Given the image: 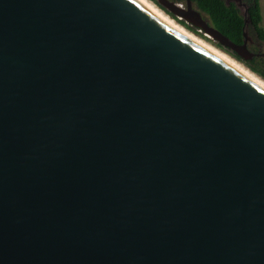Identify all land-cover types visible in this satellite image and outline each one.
Returning <instances> with one entry per match:
<instances>
[{"label":"water","instance_id":"obj_1","mask_svg":"<svg viewBox=\"0 0 264 264\" xmlns=\"http://www.w3.org/2000/svg\"><path fill=\"white\" fill-rule=\"evenodd\" d=\"M0 264H264V86L141 0H0Z\"/></svg>","mask_w":264,"mask_h":264},{"label":"trees","instance_id":"obj_2","mask_svg":"<svg viewBox=\"0 0 264 264\" xmlns=\"http://www.w3.org/2000/svg\"><path fill=\"white\" fill-rule=\"evenodd\" d=\"M162 10L168 13L177 22L181 23L184 27L203 36L202 32L198 31L196 27L190 26L183 20L176 18L174 15L169 13L166 9L160 6L155 0H153ZM185 2V0H175ZM195 7L200 11L204 12L209 18V23L228 36L232 41L240 43L242 41V30H243V17L239 14L234 3H225L224 0H192ZM251 23L253 25V32L259 39L264 40V27L260 25L262 15L260 9L259 0H250V6L248 10ZM220 48L227 51L235 58L241 60L251 71L259 75L264 80V56L257 55L250 59L242 60L234 52L222 47L218 43H215Z\"/></svg>","mask_w":264,"mask_h":264},{"label":"bare ground","instance_id":"obj_3","mask_svg":"<svg viewBox=\"0 0 264 264\" xmlns=\"http://www.w3.org/2000/svg\"><path fill=\"white\" fill-rule=\"evenodd\" d=\"M141 1L143 3H145L148 7H150L152 10H154L161 17H163L165 20H167L174 27H176L178 30H180L182 33H184L185 35H187L188 37H190L191 39H193L194 41H196L197 43H199L200 45H202L206 49L210 50L211 52H213L214 54H216L217 56H219L220 58H222L223 60H225L226 62H228L229 64H231L232 66H234L235 68H237L238 70H240L241 72H243L244 74L249 76L250 78H252L253 80H255L256 82H258L259 84L264 86V81L262 79H260L258 76H256L255 73L250 71L243 64H241L240 62L236 61L231 56H229V54L223 52L222 50H220L216 46H214V45L208 43L207 41L201 39L200 37L196 36L193 32H191L188 29H186L185 27H183L181 24L176 22L173 18H171L169 15H167L161 9H159L151 1H149V0H141Z\"/></svg>","mask_w":264,"mask_h":264},{"label":"flooded vegetation","instance_id":"obj_4","mask_svg":"<svg viewBox=\"0 0 264 264\" xmlns=\"http://www.w3.org/2000/svg\"><path fill=\"white\" fill-rule=\"evenodd\" d=\"M224 1H225L226 4H228L230 2L234 3V5L237 8L239 14H240L239 8L243 9V15H241V14L240 15L243 17V21H245L244 19H246V24L243 23L242 41H243L244 38H246L247 39V47L253 52H258V51H255V50L251 49L250 47H251L252 44L260 46L259 43L261 41L263 42L264 40L259 39L257 37V35H256V32H253V30H252L254 27H253V25L251 23V19H250L249 14H248L249 6H250V0H224ZM176 2L180 3V5H182V6H185L186 0H185V2H181V1H176ZM247 26L250 27L251 33L254 34V36H255L254 39L246 31ZM243 32H245V35L243 34ZM253 56H257V55H253Z\"/></svg>","mask_w":264,"mask_h":264},{"label":"rangeland","instance_id":"obj_5","mask_svg":"<svg viewBox=\"0 0 264 264\" xmlns=\"http://www.w3.org/2000/svg\"><path fill=\"white\" fill-rule=\"evenodd\" d=\"M149 1H151L154 5H156L159 9H161L153 0H149ZM259 3H260V9H261V15H262V19H261V22H260V25L261 26H263L264 27V0H259ZM162 10V9H161ZM239 11H240V14L241 15H243V9L242 8H239ZM174 19V18H173ZM175 20V19H174ZM176 21V20H175ZM177 22V21H176ZM179 23V22H178ZM179 24H181V23H179ZM182 25V24H181ZM183 26V25H182ZM186 28V27H185ZM187 29V28H186ZM189 30V29H188ZM246 31L248 32V34L249 35H251L252 37H253V39L255 38V36H254V34H252L251 33V30H250V27L249 26H247V29H246ZM192 32V31H191ZM196 36H198V37H200L201 39H203V40H205V41H207L208 43H210V44H212V45H214V46H216L215 45V41H213L211 38H209L208 36H206V35H204L203 33V36H200V35H198V34H196V33H194ZM259 45L260 46H257V45H255V44H252L251 45V49H253V50H255V51H258V52H264V41L262 42H260L259 43ZM217 47V46H216ZM217 48H219L220 50H222V51H224V52H226L227 54H229L227 51H225L224 49H222V48H220V47H217ZM229 56H231L230 54H229Z\"/></svg>","mask_w":264,"mask_h":264},{"label":"built area","instance_id":"obj_6","mask_svg":"<svg viewBox=\"0 0 264 264\" xmlns=\"http://www.w3.org/2000/svg\"><path fill=\"white\" fill-rule=\"evenodd\" d=\"M201 32V31H200Z\"/></svg>","mask_w":264,"mask_h":264}]
</instances>
